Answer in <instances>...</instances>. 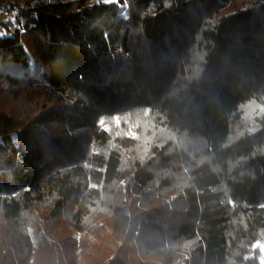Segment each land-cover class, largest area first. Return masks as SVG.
Returning <instances> with one entry per match:
<instances>
[{"label": "trees", "instance_id": "16d2710c", "mask_svg": "<svg viewBox=\"0 0 264 264\" xmlns=\"http://www.w3.org/2000/svg\"><path fill=\"white\" fill-rule=\"evenodd\" d=\"M26 2L0 34V89H33L0 108V264L44 220L51 264L97 230L98 264H262L264 0ZM136 110L152 141L104 126Z\"/></svg>", "mask_w": 264, "mask_h": 264}, {"label": "rangeland", "instance_id": "374dc122", "mask_svg": "<svg viewBox=\"0 0 264 264\" xmlns=\"http://www.w3.org/2000/svg\"><path fill=\"white\" fill-rule=\"evenodd\" d=\"M27 1V2H26ZM28 3L30 0H26ZM35 1V0H32ZM65 2L75 1V0H63ZM93 2H102V3H116L118 0H92ZM15 16V12H2L0 13V34H7L13 31L14 27L17 25L16 20L7 22L6 19H13ZM18 72H15L17 75ZM23 77V76H22ZM28 82V81H26ZM29 83V82H28ZM33 91L32 87L25 84L24 86H20V89L17 88L13 92L8 90L6 86L0 89V108L7 109L8 112L14 109L16 111L17 108H21L25 102H28L32 98L31 92ZM20 96V101L15 105L14 99L15 96ZM28 109V104L25 108L20 111H26ZM151 116H149L148 111L145 110H136L133 113H129L124 116H115L111 117L104 123V126L107 129L111 128V123L113 128L117 131H122L121 135H128L131 137H136L141 141L150 142L154 138H149L148 134L145 133V129L148 122L151 121ZM125 124L123 130L121 129V125ZM127 126V128H126ZM47 209H42L40 211V215H44ZM27 221L30 223L34 222L33 215H27ZM34 220V221H33ZM49 220H44L43 224L37 229V231H43L41 234V238L38 236L35 247V256L32 258L30 264H51L52 257L49 254V248L45 243V238L43 236L48 229ZM32 224V223H31ZM61 230V229H60ZM82 236H85V239L76 244L75 251L77 250L76 262L78 264H98L106 259L107 256L115 253L117 247L119 245L118 241L112 237L111 232L108 230H97L91 234L81 233ZM73 246V247H74ZM263 253L262 264H264V250L261 251ZM73 255V249H70L69 259Z\"/></svg>", "mask_w": 264, "mask_h": 264}, {"label": "built area", "instance_id": "2783aa9c", "mask_svg": "<svg viewBox=\"0 0 264 264\" xmlns=\"http://www.w3.org/2000/svg\"><path fill=\"white\" fill-rule=\"evenodd\" d=\"M26 0H0V13L25 4Z\"/></svg>", "mask_w": 264, "mask_h": 264}, {"label": "snow or ice", "instance_id": "6c2138e0", "mask_svg": "<svg viewBox=\"0 0 264 264\" xmlns=\"http://www.w3.org/2000/svg\"><path fill=\"white\" fill-rule=\"evenodd\" d=\"M106 2H107V0H106Z\"/></svg>", "mask_w": 264, "mask_h": 264}]
</instances>
